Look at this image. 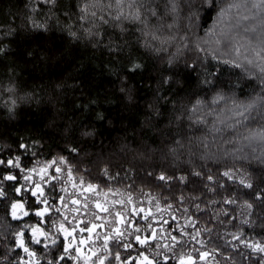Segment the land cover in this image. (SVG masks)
<instances>
[{"label":"trees","instance_id":"trees-1","mask_svg":"<svg viewBox=\"0 0 264 264\" xmlns=\"http://www.w3.org/2000/svg\"><path fill=\"white\" fill-rule=\"evenodd\" d=\"M235 1L217 0L215 10L190 20L186 0H176V12H171L175 0H137L144 3L143 22H135L112 19L120 11L116 0L54 5L0 0V159L19 157L21 167L32 169L63 157L75 174L100 189L123 190L136 202L166 207L171 236L181 242L171 251L160 247L153 255L160 264L165 256L167 264H179L181 256L198 261L201 252L214 264H258L259 254L233 241L232 234L264 240V202L256 199L264 189V141L246 139L264 131V92L243 70L213 59L221 54L204 47L214 36L207 33L219 9ZM129 2L122 5L125 15L134 11ZM85 4L87 15L81 11ZM238 12L232 9L230 22ZM255 33H248L245 43L257 39ZM136 64L140 67L132 71ZM253 101L256 106L246 110ZM22 143L29 145L27 151ZM9 173L23 184L19 169L0 165V177ZM241 176L251 180L252 189L239 184ZM3 187L9 194L0 198V264H18L17 253L24 254L16 248V233L27 230L30 239L28 227L37 224L33 212L41 205L30 193L16 196L12 182ZM22 199L29 215L13 220L10 204ZM245 201L253 204L251 215ZM57 218L51 213L43 227L51 229ZM245 219L249 223H242ZM124 242L132 249L115 241L109 246L127 259L156 248ZM29 247L40 264L60 254L57 248ZM105 264L116 262L110 257Z\"/></svg>","mask_w":264,"mask_h":264},{"label":"snow or ice","instance_id":"snow-or-ice-1","mask_svg":"<svg viewBox=\"0 0 264 264\" xmlns=\"http://www.w3.org/2000/svg\"><path fill=\"white\" fill-rule=\"evenodd\" d=\"M38 3L46 4V5H54L56 3V0H37ZM125 0H116V5L118 8H120V11L112 17V19L116 21H122V20H131L135 22H143L142 21V12L141 9L144 7V3H137V0H130L128 3V8L130 10L134 9V11H129L127 15H125L122 5L124 4ZM172 2V0H170ZM187 6L189 8V19L199 18V14L201 11H209V10H215L217 7V0H186ZM111 7V5H109ZM240 5L236 3H229L227 7H221L219 11L216 14V23L214 24L213 28L207 33L209 36L215 34V28L219 23H222L225 21L226 18L229 17L230 13L232 12L233 8L239 9ZM253 8H256L258 10L264 11V0H258L257 3H254L252 5ZM36 10V9H34ZM82 12H84L86 15L88 13V5L85 4L84 8L81 9ZM149 11L153 16L156 15L155 9L150 8ZM172 12L177 11V6L175 2H172L171 7ZM92 16H95L96 13L92 12ZM248 17H244V19H247ZM83 19V17H82ZM103 20V17L101 18ZM104 23H108L107 20H103ZM36 27H40V25H35ZM171 27V25H169ZM248 31V29H245ZM252 31H255V29H251ZM75 35V33H72ZM89 34H91L89 32ZM145 35H151V38L153 40L158 39L155 33H145ZM221 35H226L223 30L221 32ZM215 43L217 45H220L222 43L221 39L217 38L215 40ZM262 45H264V41L261 42ZM147 44V41H146ZM148 46H151L150 44ZM203 51V49H199ZM219 51V48L217 49ZM255 52L254 58H249L247 55V52L242 50V45L237 41L236 43L231 44L230 48L228 49V52H222L220 56L213 55V59H216L222 63L228 64L231 67L239 68L243 70L249 78L253 79L254 81L258 82V85L261 88V91L264 92V46H261L259 50H253ZM140 65L136 64L131 69L132 71H135L137 68H139ZM218 99H222V97H218ZM260 99L264 101V96H261ZM256 106V102L253 101L251 104L246 106V110H250L251 108ZM195 111V109H193ZM240 116H244L245 112L241 111L239 113ZM259 138L261 141H264V131L251 133L249 137H246V139H257ZM20 148L25 149L26 151L29 149V145L26 143H22L19 145ZM67 162L63 157H60L58 159H53L48 163L43 164L39 168H32V169H26L24 167H21L20 159L19 157L15 159H9L7 161L0 159V165H4L7 168L11 169H19L21 173H23V184L19 183L18 175L15 174H5L2 177H0V198H7L8 197V190H6L3 187V183L5 181L12 182V191L15 193L16 196H23V193L27 192L30 193V196L35 198L34 203L36 205H41L42 207L35 208L33 214L35 217L38 218L37 224L30 225L28 227V231L30 233V239L25 238V232L20 231L16 233V240L15 245L16 248L23 251L25 254V257H20L19 253H17L18 264H36L37 259V253L35 250L31 249L29 247V244L34 245H41L45 249H52L57 248V250L60 252L59 255H57L55 252L53 253V258L49 259L47 261V264H61V262L66 260H74L76 261V264H80L81 261H83V264H105L107 260H109L110 257H112L116 264H133L132 259L122 258L119 251H116L115 253L112 252V249L109 246L110 241H115L117 244L122 245V247L125 250H131L133 247V244L131 242L125 243V240H128L131 238L136 244H138L140 247L147 248L153 243H155L156 248L163 247L167 251H171L172 248L175 247V244L180 243L181 241L176 236H171V241L173 243L170 244H164L161 245L158 240V233L155 230H152L149 235H140L134 233H140L141 229L139 227H133L130 220H126L125 216L127 215L125 212H115L116 217V224L110 225L111 230L104 235L103 238V245L99 249L92 247L89 248L88 252H83L82 247L87 243L85 239H79L77 241L76 236L74 233L76 232V226H73L72 228H68L65 226L64 223H59L58 225L53 222L51 229H45L43 227V224L45 223V217L50 215V211L53 207L52 204H50L48 194L45 192V185L48 183H51L53 180L59 181L60 180V174L64 171L59 165H65ZM49 169H54L55 175L49 174ZM194 175L200 176V172H195ZM224 176L228 177V179H234L235 173L233 171H225L223 173ZM34 177H38V179H34ZM161 180H165L166 177L160 176ZM185 179L184 177H181V180ZM208 181H213V177L209 175L207 177ZM68 182H73L72 172L71 168L68 169ZM239 184L242 185L244 188L252 189L253 183L248 178L241 176L239 178ZM83 180L80 181V185H83ZM19 185V186H16ZM222 186V185H221ZM72 187L76 188L77 184L72 183ZM211 190V189H210ZM62 192H67L66 188H61ZM85 192H89L92 194H96V186L92 184H88L84 188ZM82 194V193H81ZM75 195V193H73ZM107 195L106 193L104 194ZM55 199V198H54ZM60 204L62 207L66 208L67 204L64 203L65 197L60 196L59 198ZM256 199L261 200L264 202V189H262L260 192L256 193ZM85 203L84 207L87 208L89 204V197H84ZM25 203L26 201L22 200H16L13 201L10 204V211H11V217L13 220L21 219L22 217H26L29 215V211L25 209ZM71 203L74 205L80 204V201L77 199L71 200ZM114 203H119L121 205L124 204V201H115ZM128 203H132V198L129 195L128 197ZM215 203V201H213ZM225 203L228 204H235V199H227L225 200ZM95 207L99 209L100 211L109 213V209L107 207H103L102 203L100 201L95 202ZM169 208L171 205L168 206ZM197 209L200 208V205H196ZM243 207L248 209V215H251V209L253 208V204L245 201L243 204ZM157 209H159V204H157ZM57 212H61V208L55 209ZM79 209H72V211H78ZM139 212L145 213L144 219H147L150 215V212H145V209L140 208L138 209ZM187 211V209H185ZM110 215L112 213H109ZM137 210L134 208L132 215H136ZM95 215V213H93ZM65 220H67V216L64 217ZM96 219H102L100 216H96ZM70 223V221H69ZM167 223V221H165ZM189 223L194 225L193 221H190ZM242 223H249L247 219L243 220ZM120 225V226H117ZM98 227H104L103 224L97 225L92 224L91 227H85L80 228L79 231L81 233L87 231L91 238V233L95 228ZM128 228H132V231L129 232ZM149 228H151V225H149ZM54 230V231H53ZM181 235H186V233L181 232ZM199 235V232H197L192 238L195 239L196 236ZM62 236L63 240L60 241L59 237ZM244 236L243 232L233 233L232 239L233 241H239L243 247L249 249L252 253L259 254V261L258 264H264V240H257V241H249L247 239H242ZM97 239H99V234H97ZM231 243V242H229ZM93 244H95V241H93ZM79 245V246H78ZM203 246V245H202ZM160 253H157L159 255ZM209 255L208 252H201L200 253V259H205ZM228 259L229 257H225ZM136 259L137 264H160L159 261L153 259H150L149 256L145 255L144 253H140ZM168 257H164V264H167ZM179 264H195V261L192 259L191 256L184 257L181 256L179 258Z\"/></svg>","mask_w":264,"mask_h":264},{"label":"rangeland","instance_id":"rangeland-1","mask_svg":"<svg viewBox=\"0 0 264 264\" xmlns=\"http://www.w3.org/2000/svg\"><path fill=\"white\" fill-rule=\"evenodd\" d=\"M235 2L236 4L240 5L239 9L234 8L235 10L240 11L238 12L240 16L239 17L236 16L235 18H233L231 22L229 20L231 19V17L229 16V18H226L224 22L219 23L215 28L216 29L214 34L215 37L214 36L209 37L204 47H208V49H210L211 51L221 54L222 52H228V49L230 48L231 44L236 43L238 41L240 45H242V50L247 52L249 58H254L255 52L252 50V47L255 50H259L261 46H264L261 43L262 41H264V30H262L264 29V11L252 7V5L254 3H257L258 0H254V1L236 0ZM175 4H176V0H175ZM244 17H248V18L244 19ZM253 28L256 31H252L251 29ZM245 29H248V31H246ZM222 30L226 35H221ZM250 32H256L254 37L257 36V39L255 38L254 41H251L253 44L251 42L245 43V41L247 42V35ZM228 35L232 36L233 39L231 41L227 40ZM217 38L221 39L222 41L220 45H217L215 43V40ZM154 43L159 45L162 42L159 39H155ZM165 43L168 44L167 41ZM162 47H164V45H162ZM179 47H180V43L177 44L175 50L176 51L181 50ZM218 48L219 51H217ZM50 161L37 162L33 168H39L43 164L48 163ZM59 166L62 169H64V171L60 174L61 177L60 180L59 181L53 180L51 183L45 185V192L46 194H48L50 204L53 205L50 214L57 213L58 215L57 224L64 223L65 226L68 228H72L73 226H76V232L74 233V235L76 236L77 241H79V239H85L87 241V243L82 247L83 252L87 253L89 248L92 247H95L97 249L102 247L104 235L111 230L110 225L116 224L115 212L117 211L125 212L127 214L125 216V219L130 220L133 227H139L141 229L140 233H134V235L135 234H140L142 236L149 235L152 230H155L158 233L157 240L160 244L162 245L167 244V242L171 240L172 234L168 227V224L171 220L170 219L171 213L166 207L162 206L158 202H153V201L136 202L129 193L123 190L100 189L97 185L86 182L83 176L79 174H75L73 172V169L70 167L68 163ZM69 168H71L73 182L77 184L76 188L72 187L73 182H68ZM49 174L55 175L54 169H49ZM34 179H38V177H34ZM81 180H83L84 182L83 185H80ZM88 184H92L96 186V194H92L84 191V188ZM62 187L66 188L67 192H62L61 191ZM73 193H75V195H73ZM105 193L107 194L106 196L104 195ZM129 195L132 198L131 204L128 203ZM60 196L65 197L64 203L67 204L66 208L61 206L60 201L58 199ZM84 197H89L90 202L87 208L83 206L85 203ZM73 199L79 200L80 204L78 205L72 204L71 200ZM97 200L102 203L103 207H107L109 209V213L112 214L110 215L109 213L97 209L95 207V202ZM121 200L124 201L123 205L119 203H114L115 201H121ZM157 204H159V209H157ZM56 208H61V212H57L55 210ZM134 208L137 210L136 215H132ZM140 208L145 209V212H150V215L148 216L147 219H144L145 213L138 211V209ZM72 209H79V210L72 211ZM93 213H95V215H93ZM65 216H67V220L64 219ZM96 216H100L102 217V219H96ZM165 221H167V223H165ZM93 223L97 225L103 224L104 227L95 228L91 233V238L89 239L90 234L87 231L81 233L79 229L85 227H91ZM149 225H151V228H149ZM128 231L131 232L132 228H128ZM24 232L26 233L27 230ZM97 234H99V239H97ZM93 241H95V244H93ZM125 241L128 242L133 240H131L130 238ZM112 242L114 241H110L109 244H111ZM159 249L161 248H150L148 252L143 251L142 253L149 256L150 259H153L154 257L153 255H156ZM138 256L139 255H134L129 259H132L133 264H137L136 259L133 258H137ZM72 261L73 264H76V261L74 260ZM36 264H40L38 258L36 259ZM80 264H83V261H81ZM195 264H214V263L211 260V258L207 256L205 259L195 261Z\"/></svg>","mask_w":264,"mask_h":264}]
</instances>
